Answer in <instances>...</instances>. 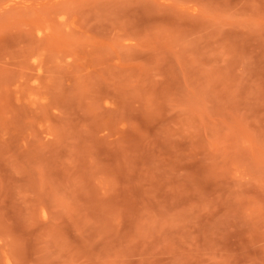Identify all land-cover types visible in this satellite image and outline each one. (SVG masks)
Segmentation results:
<instances>
[{
    "label": "rangeland",
    "instance_id": "374dc122",
    "mask_svg": "<svg viewBox=\"0 0 264 264\" xmlns=\"http://www.w3.org/2000/svg\"><path fill=\"white\" fill-rule=\"evenodd\" d=\"M0 264H264V0H0Z\"/></svg>",
    "mask_w": 264,
    "mask_h": 264
}]
</instances>
